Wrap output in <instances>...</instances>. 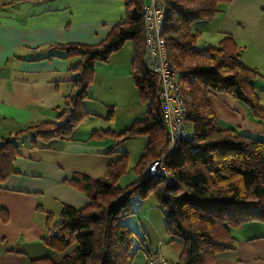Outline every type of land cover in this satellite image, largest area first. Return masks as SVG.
<instances>
[{
    "label": "trees",
    "instance_id": "trees-1",
    "mask_svg": "<svg viewBox=\"0 0 264 264\" xmlns=\"http://www.w3.org/2000/svg\"><path fill=\"white\" fill-rule=\"evenodd\" d=\"M126 17L117 23L97 45L71 43L68 56H79L72 67L79 72L76 89L68 96L64 112L69 125L41 123L29 128L49 141L66 138L87 115L82 103L89 97L95 65L106 62L126 41L133 43L131 76L139 98L149 105L147 118L136 121L119 136L146 135L148 142L140 162L141 177L126 188L116 181L128 168V154L110 149L118 157L107 167L106 176L91 180L87 175L74 177L89 193L85 207L64 205L61 221L51 226L47 219L45 244L58 252L74 249L59 262L37 258L31 264H131L135 231L123 223L131 214V196L147 198L153 194L164 208L165 228L169 235L183 241L176 264H214L218 255L233 248V230L251 221L264 224V140L246 135L231 127L219 126L211 109L210 96L230 93L249 108L251 114L264 118V109L254 86L260 75L239 60V48L231 37L219 47L197 49L199 31L192 25L211 21L218 4L229 0H161L167 7L162 34L171 62L184 83L187 95V118L193 123L192 140L181 139L175 152L165 158L171 183L161 173H146L147 166L159 157L167 145L161 116L157 76L143 61L144 0H123ZM110 109L108 119H113ZM108 133V134H107ZM105 135H112L109 131ZM17 145L12 140L0 146V178L14 171ZM144 247V245H143ZM147 255L149 249L144 248Z\"/></svg>",
    "mask_w": 264,
    "mask_h": 264
},
{
    "label": "crops",
    "instance_id": "crops-1",
    "mask_svg": "<svg viewBox=\"0 0 264 264\" xmlns=\"http://www.w3.org/2000/svg\"><path fill=\"white\" fill-rule=\"evenodd\" d=\"M125 17L123 0H5L0 4V146L12 140L18 149L14 171L0 178V264H31L36 258L28 255L30 243L46 236L44 213L51 201L85 207L89 193L73 178L101 179L115 160L109 153L114 138L104 133L120 139L123 128L117 123L79 125L68 137L49 141L29 128L41 123L69 125L64 113L67 97L80 78L72 67L81 58L68 56L66 46L97 45ZM192 29L201 33L206 48L219 47L226 37L234 39L240 62L260 74L254 86L264 109V0L222 1L211 21L196 22ZM122 50L95 65L89 97L82 103L87 115L93 113V98L100 97L107 105L109 99L120 105L129 99L130 58ZM98 81L103 93L95 90ZM210 105L221 127L264 140V118L251 114L232 94H213ZM151 215V210L145 211L148 220ZM233 234V248L221 252L214 264H264L263 223H244Z\"/></svg>",
    "mask_w": 264,
    "mask_h": 264
},
{
    "label": "rangeland",
    "instance_id": "rangeland-1",
    "mask_svg": "<svg viewBox=\"0 0 264 264\" xmlns=\"http://www.w3.org/2000/svg\"><path fill=\"white\" fill-rule=\"evenodd\" d=\"M13 2H17L18 0H9ZM147 1V0H146ZM5 2V0H0V4ZM7 2V1H6ZM204 39L202 38L201 33L198 36V40L196 43L197 49H203L204 47ZM122 53H128L129 55V71L131 74V59L133 57V43L132 41L128 40L122 47ZM96 70V69H95ZM95 79V73L93 82ZM130 89L128 91L129 99L124 102L122 101V105L119 104V101H112L109 99L110 104H105L107 101L98 97L93 98L92 105L94 106L93 113L91 115H86L82 118L79 125L87 126L89 124H95L98 126H103L106 124L118 125V127H122L123 131L127 126V121L129 127H131L136 121L137 118H144L147 116V110L149 109V105L142 102L139 98V94L137 88L134 84L132 76H130ZM91 83V85L93 84ZM101 83L98 81L95 85V90L98 93L104 92V87L100 85ZM90 85V87H91ZM106 86V85H105ZM89 87V88H90ZM117 89H114V91ZM89 91V90H88ZM114 91L110 90V94H115ZM135 101L137 102L138 107L135 105ZM116 104H119L116 106ZM84 109V107H83ZM110 109L113 110L114 117L113 119H108V114ZM135 112H134V111ZM136 118V119H135ZM227 121V119L223 120ZM219 126L221 122H218ZM78 125V127H79ZM77 127V128H78ZM235 129L234 127H232ZM237 130V129H236ZM77 131V129L75 130ZM103 132L104 130H99ZM108 134V133H107ZM114 138L115 142V150L126 152L128 154V168L126 172L116 181V186L120 188H126L127 186L131 185L132 183L138 181L141 177L140 172V162L142 160V156L146 153L145 146L147 144V136L146 135H139L129 137L125 139L121 136L120 139H117L114 135H107ZM117 144V145H116ZM112 156H115L116 160V153H110ZM107 172V171H106ZM106 176V173L103 177ZM102 178V177H101ZM150 205H152L150 207ZM62 204L58 200H53L48 205V209H46L45 214V221L44 226L47 228V219L50 215L51 219V226L57 225L61 221V211H62ZM131 214L125 216L123 219V223L128 225L133 231H135V238H134V247L133 251L136 252V255L133 257L131 264H143L145 261V254L144 248L149 249L150 251L159 250L161 255H163L170 264H176L178 261L180 254L183 250V241L179 237L171 236L167 233L165 228V215H164V208L158 203L155 196L153 194L148 195L147 198H140L137 194H133L131 196ZM151 210V218L152 220H148V217L145 216V211ZM43 211V210H42ZM154 222V223H153ZM47 237H43L40 241H34L32 244V250L28 252L29 257L31 258H49L54 262H59L63 255L66 253H70L73 246L69 247L65 252H58L49 248L44 239ZM161 242V243H159ZM144 245V247H143ZM40 246V247H39ZM156 254V253H154ZM151 255L147 256V261L149 260ZM31 260V259H30ZM146 261V263H147Z\"/></svg>",
    "mask_w": 264,
    "mask_h": 264
},
{
    "label": "built area",
    "instance_id": "built-area-1",
    "mask_svg": "<svg viewBox=\"0 0 264 264\" xmlns=\"http://www.w3.org/2000/svg\"><path fill=\"white\" fill-rule=\"evenodd\" d=\"M167 12L166 5L161 0L144 1L142 17L144 25L145 66L157 76L158 96L161 103V121L167 135V145L162 154L154 159L146 169V173L155 175L161 173L171 183L167 172L165 158L175 152L181 139L192 140L194 137L193 123L187 118V95L184 83L168 54L166 40L162 29ZM146 264H170L161 254H153Z\"/></svg>",
    "mask_w": 264,
    "mask_h": 264
}]
</instances>
